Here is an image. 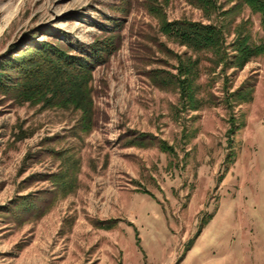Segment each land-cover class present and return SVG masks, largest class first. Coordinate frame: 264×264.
<instances>
[{"label": "rangeland", "instance_id": "obj_1", "mask_svg": "<svg viewBox=\"0 0 264 264\" xmlns=\"http://www.w3.org/2000/svg\"><path fill=\"white\" fill-rule=\"evenodd\" d=\"M211 6L0 0L1 65L112 41L88 123L0 84V264H264V56L235 47L264 42V21L242 0ZM163 19L220 28L221 49H189Z\"/></svg>", "mask_w": 264, "mask_h": 264}, {"label": "trees", "instance_id": "obj_2", "mask_svg": "<svg viewBox=\"0 0 264 264\" xmlns=\"http://www.w3.org/2000/svg\"><path fill=\"white\" fill-rule=\"evenodd\" d=\"M194 1L198 5L210 8L213 0ZM242 2L261 14L264 21V0H242ZM150 3L148 8L160 15L157 7ZM162 22L163 32L189 49L195 51L221 49L224 34L216 26L194 21L169 22L163 19ZM78 44L74 46L71 42H67L60 46L58 43L46 42L28 49L26 58L23 56L20 57V61L7 60L3 65L0 64V84L3 87L12 86L16 97L21 100H30L35 96L60 107L72 106L81 111L84 123L90 122L94 110L87 85L94 66L104 61V54L111 49L112 41L95 39L89 44ZM235 47L239 53L238 57L243 61L254 56H264V42L255 44L248 42V39L240 38L235 43ZM75 50L77 52L73 54L71 51ZM6 65L15 70L16 74L13 77L2 73ZM43 69H45L44 74H42ZM176 78L180 80L179 76ZM176 78L170 77L169 81L175 83ZM10 80L16 86L11 84ZM19 81L21 83L18 85Z\"/></svg>", "mask_w": 264, "mask_h": 264}]
</instances>
